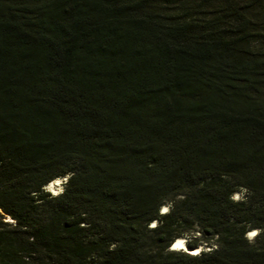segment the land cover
<instances>
[{"label":"trees","instance_id":"obj_1","mask_svg":"<svg viewBox=\"0 0 264 264\" xmlns=\"http://www.w3.org/2000/svg\"><path fill=\"white\" fill-rule=\"evenodd\" d=\"M0 264H264V0H0Z\"/></svg>","mask_w":264,"mask_h":264},{"label":"rangeland","instance_id":"obj_2","mask_svg":"<svg viewBox=\"0 0 264 264\" xmlns=\"http://www.w3.org/2000/svg\"><path fill=\"white\" fill-rule=\"evenodd\" d=\"M67 179H68L67 177L57 179L58 182H56V185H55V194H56V196H57V195H60V193L62 192L63 187H64V184L66 183ZM58 183H59V184H58ZM44 190H45V192H49L48 189L46 190V188H45ZM56 191H57V192H56ZM49 193H50V192H49ZM50 194H52V193H50ZM55 194H52V195L55 196ZM244 196H245L244 192H243V191H239V192H237V193L235 194V196H234V200H235V201H240V200L244 199ZM163 207H165V209L163 208V209H162V212L168 210L167 205H164ZM162 212H161V213H162ZM161 213H160V214H161ZM186 235L188 236V238H193V237H192L193 235H194V236H198V234H196V233H189V234H186ZM248 236H250V234H249ZM198 239H201V237H198ZM254 239H255V237H254L253 239H251V240L249 239L248 241H249L250 243H253V242H254ZM185 241H186V240H185ZM200 248H201V249H204L205 251H208L207 248H203V247H200Z\"/></svg>","mask_w":264,"mask_h":264},{"label":"bare ground","instance_id":"obj_3","mask_svg":"<svg viewBox=\"0 0 264 264\" xmlns=\"http://www.w3.org/2000/svg\"><path fill=\"white\" fill-rule=\"evenodd\" d=\"M56 182H58L57 181V179L56 180H54L52 183H50L47 187H46V190L48 189V191L50 192V193H52V194H55V185H56ZM59 184V183H58ZM57 192V191H56ZM55 196H56V194H55ZM164 209H165V207H164ZM165 211H163L162 213H164ZM256 235V232L255 231H252V232H250V236H248V239H253L254 238V236ZM185 239V238H184ZM184 239H177L175 242H174V244L172 245V248H171V250H173V251H185V252H188V253H190V254H192V255H196V254H198V252H199V249H196V250H191V251H189L187 248H186V246H185V240ZM187 242V241H186ZM201 249V248H200Z\"/></svg>","mask_w":264,"mask_h":264}]
</instances>
